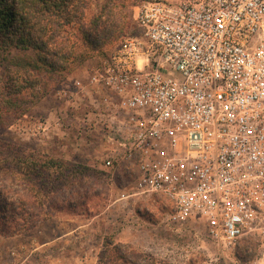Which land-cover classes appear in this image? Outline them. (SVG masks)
<instances>
[{
    "label": "built area",
    "instance_id": "1",
    "mask_svg": "<svg viewBox=\"0 0 264 264\" xmlns=\"http://www.w3.org/2000/svg\"><path fill=\"white\" fill-rule=\"evenodd\" d=\"M132 19L92 78L122 150L104 167L135 166L132 196L168 201L166 222L253 238L264 264V0H138Z\"/></svg>",
    "mask_w": 264,
    "mask_h": 264
},
{
    "label": "rangeland",
    "instance_id": "2",
    "mask_svg": "<svg viewBox=\"0 0 264 264\" xmlns=\"http://www.w3.org/2000/svg\"><path fill=\"white\" fill-rule=\"evenodd\" d=\"M118 1L120 11L114 10L124 21L122 35L100 52H92L73 27L68 35L75 54L71 71L25 115L0 129L5 168L12 166L16 149L92 170L74 181L68 191L58 190L53 204L29 207L38 215L28 227H15L20 230L17 235H0V264H97L107 239L129 246L154 264H259L255 239L244 238L228 248L210 241L197 221L170 224L166 222L171 209L168 201L132 196L133 165L118 160L111 168L104 167V160L122 150L111 129L114 99L92 78L121 42L138 34L132 19L137 1ZM108 2L87 0L86 18L110 5ZM24 97L31 99V93L24 92ZM105 98L108 100L103 102ZM0 193L15 203L17 196L28 197L22 183L13 182L9 174L0 180ZM65 195L87 199L75 206L71 203L69 208L63 203ZM44 243L45 247L32 254L34 246Z\"/></svg>",
    "mask_w": 264,
    "mask_h": 264
},
{
    "label": "trees",
    "instance_id": "3",
    "mask_svg": "<svg viewBox=\"0 0 264 264\" xmlns=\"http://www.w3.org/2000/svg\"><path fill=\"white\" fill-rule=\"evenodd\" d=\"M108 1L110 5L87 19V0H0V129L25 115L71 71L75 54L69 47L68 35L73 27L92 52H100L122 35L124 21L114 10H119V1ZM26 91L31 93V99L24 97ZM13 154L12 166L5 168L4 147L0 145V180L9 174L13 182L22 183L28 197L17 196L15 203L0 193V235H17L20 230L15 227H28L38 215L29 207L53 204L58 190L68 191L74 181L92 171L34 152L15 149ZM62 197L63 203L74 206L87 199ZM142 262L154 264L111 239L105 240L97 259V264Z\"/></svg>",
    "mask_w": 264,
    "mask_h": 264
},
{
    "label": "crops",
    "instance_id": "4",
    "mask_svg": "<svg viewBox=\"0 0 264 264\" xmlns=\"http://www.w3.org/2000/svg\"><path fill=\"white\" fill-rule=\"evenodd\" d=\"M134 167H135V166H134ZM135 171L137 172V168H136V167H135ZM46 245H47V243L39 244V245H37V246H34V247L32 248V250H31L32 254H33V251H34V252H38L39 249L45 247ZM30 256H31V253H30L29 256H27V259H28ZM23 264H24V263H23Z\"/></svg>",
    "mask_w": 264,
    "mask_h": 264
}]
</instances>
